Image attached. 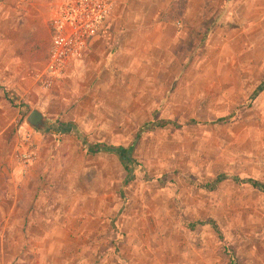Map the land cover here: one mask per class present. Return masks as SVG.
Returning a JSON list of instances; mask_svg holds the SVG:
<instances>
[{
    "label": "rangeland",
    "instance_id": "rangeland-1",
    "mask_svg": "<svg viewBox=\"0 0 264 264\" xmlns=\"http://www.w3.org/2000/svg\"><path fill=\"white\" fill-rule=\"evenodd\" d=\"M36 2L0 0V97L20 102L14 152L32 156L0 264H264V191L233 180L264 184V90L249 100L264 79V8L200 10L190 42L152 57L161 67H68L43 89L49 20L26 24ZM33 108L83 140L31 127ZM96 144L127 150L131 173Z\"/></svg>",
    "mask_w": 264,
    "mask_h": 264
},
{
    "label": "crops",
    "instance_id": "crops-1",
    "mask_svg": "<svg viewBox=\"0 0 264 264\" xmlns=\"http://www.w3.org/2000/svg\"><path fill=\"white\" fill-rule=\"evenodd\" d=\"M113 1V11L105 29L92 39L81 57L68 67H161L152 57L160 56L165 47L185 39L190 17L199 14L200 10L264 8V0ZM60 2L47 0L27 5L29 22L26 24L33 31L45 27L47 21L56 15ZM236 16L239 14L234 12L225 14L223 18ZM19 45L24 46L25 41H18ZM16 76L14 89L23 97L29 92L28 79L20 78L19 73ZM20 112L19 101L11 105L4 97H0V231L14 224L10 217L17 215L29 192L30 166L14 159L19 141L17 132L14 133L13 122L21 117ZM22 128L18 132H22Z\"/></svg>",
    "mask_w": 264,
    "mask_h": 264
},
{
    "label": "built area",
    "instance_id": "built-area-1",
    "mask_svg": "<svg viewBox=\"0 0 264 264\" xmlns=\"http://www.w3.org/2000/svg\"><path fill=\"white\" fill-rule=\"evenodd\" d=\"M113 6V0H61L56 15L48 21V54L36 75L40 87L50 89L58 84L69 64L79 59L92 39L105 29ZM15 158L27 164L31 151L18 150Z\"/></svg>",
    "mask_w": 264,
    "mask_h": 264
},
{
    "label": "trees",
    "instance_id": "trees-1",
    "mask_svg": "<svg viewBox=\"0 0 264 264\" xmlns=\"http://www.w3.org/2000/svg\"><path fill=\"white\" fill-rule=\"evenodd\" d=\"M192 32H189L184 41H183V44H186L187 41L190 42L192 40V35H191ZM204 36L202 37L201 40H203ZM264 90V79L256 86V88L254 89L253 91V96H251L249 98V100L251 101L257 94H259L261 91ZM50 129H53L56 133H71V134H74L79 140H83L82 136L80 135V133L75 129V126L70 123V122H67V123H60L59 121H55L51 126L50 125H47L45 124V128L41 130V132H45V131H49ZM129 148H132V145L129 147ZM93 151H100V150H104V151H107V152H114V153H117L119 154V156L121 157L122 161L124 162V166L126 168V170L128 171V173L130 174L131 173V169L130 167H128V163L130 162V157L127 155V150L125 149H122V147H115V146H105V145H100V144H96L94 145ZM219 178V177H218ZM128 179V177H127ZM126 179V181H128ZM233 180L236 182V183H246V184H249L250 186L254 187V188H257L261 191H264V184L255 180V179H252V178H246V179H240L238 176H234L233 177ZM121 196H123V194L121 193ZM200 224H205V223H208L212 226V228L215 230V231H218V228H217V225L215 224L214 221H211V220H208V221H202V222H199ZM188 227L190 230H193L195 227H196V223H189L188 224ZM234 260L231 259V263H233Z\"/></svg>",
    "mask_w": 264,
    "mask_h": 264
},
{
    "label": "water",
    "instance_id": "water-1",
    "mask_svg": "<svg viewBox=\"0 0 264 264\" xmlns=\"http://www.w3.org/2000/svg\"><path fill=\"white\" fill-rule=\"evenodd\" d=\"M26 123L31 127L42 130L45 128V117L44 115L36 108H33L27 115L25 119Z\"/></svg>",
    "mask_w": 264,
    "mask_h": 264
}]
</instances>
